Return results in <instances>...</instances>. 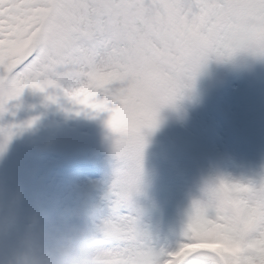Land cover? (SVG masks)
Segmentation results:
<instances>
[{"label": "snow or ice", "instance_id": "obj_1", "mask_svg": "<svg viewBox=\"0 0 264 264\" xmlns=\"http://www.w3.org/2000/svg\"><path fill=\"white\" fill-rule=\"evenodd\" d=\"M235 21L223 36L217 22ZM264 60V0H0V112L25 88L53 103L110 113L119 159L112 215L93 226L99 264H258L238 232L204 214L185 219L174 248L157 247L134 197L143 194L144 129L158 124L210 58ZM0 128V152L11 140ZM223 183V181H222ZM264 192V174L259 179ZM248 188L251 184H237ZM128 209L120 215V207Z\"/></svg>", "mask_w": 264, "mask_h": 264}, {"label": "rangeland", "instance_id": "obj_2", "mask_svg": "<svg viewBox=\"0 0 264 264\" xmlns=\"http://www.w3.org/2000/svg\"><path fill=\"white\" fill-rule=\"evenodd\" d=\"M220 71L225 80L215 86ZM205 76L210 77L211 88L203 92L192 86L191 92L186 93V101L190 103V111L193 110L195 116L184 114V121H191L193 131L200 139L199 143L206 141L204 147L217 146L223 150L228 162L227 175L259 180L264 174V60L246 53H240L227 61L210 58L196 79L200 80ZM41 97V91L29 88H25L20 96L35 105L36 111L42 113L44 110L41 108H46V104L42 102ZM98 113L108 121L110 113ZM91 158L97 159L100 164V171L91 179H85L87 177L74 173L71 169L73 164L88 163L90 158L87 159L81 154L71 157L65 166L64 175L72 186L82 189L84 196L83 206L78 204L79 208L70 215L66 213V216L83 224L86 223L83 212L90 211L92 219L89 223L93 227L112 215L111 200L115 197H109V191L117 167L116 163L111 164L107 159L100 160L96 153H93ZM167 165L164 163L165 168ZM186 167V162L183 161L171 168V172L165 171L160 176L158 174L155 181L144 178L143 194L134 197L144 210V224L152 233L154 244L159 248L172 249L182 239L185 209L199 188L194 173L187 171ZM213 167L209 165L203 173L199 172L201 183L213 174ZM10 168L12 169V165ZM196 173L198 174V171ZM169 175H175L176 179L168 177ZM3 186H6L5 191L2 190ZM9 193L10 187L6 185L5 179H1L0 203L5 204L6 198L11 196ZM20 199L27 207H41L62 214V211L54 209L55 204L48 203L46 192H42L40 186L36 189L30 188ZM118 212L125 215L128 209L122 206ZM196 264L212 262L208 258L197 257Z\"/></svg>", "mask_w": 264, "mask_h": 264}, {"label": "clouds", "instance_id": "obj_3", "mask_svg": "<svg viewBox=\"0 0 264 264\" xmlns=\"http://www.w3.org/2000/svg\"><path fill=\"white\" fill-rule=\"evenodd\" d=\"M234 25L235 21L217 22L213 35L223 36ZM204 214L222 217L219 222L224 229L238 232L245 246L256 241L264 230V192L259 180L224 173L207 176L190 199L185 219ZM257 253L258 264H264V240L244 254ZM0 264H99V260L91 229L63 214L27 207L17 199L11 205L0 203Z\"/></svg>", "mask_w": 264, "mask_h": 264}]
</instances>
